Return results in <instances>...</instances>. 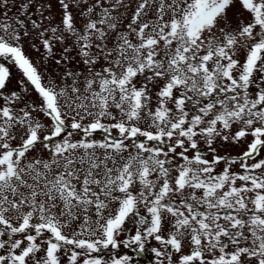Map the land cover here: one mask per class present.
<instances>
[{
  "label": "snow or ice",
  "instance_id": "6c2138e0",
  "mask_svg": "<svg viewBox=\"0 0 264 264\" xmlns=\"http://www.w3.org/2000/svg\"><path fill=\"white\" fill-rule=\"evenodd\" d=\"M57 2L54 23L47 0H0V264H132L96 254L149 241L155 264H264V0ZM25 85L39 104L17 110Z\"/></svg>",
  "mask_w": 264,
  "mask_h": 264
},
{
  "label": "rangeland",
  "instance_id": "374dc122",
  "mask_svg": "<svg viewBox=\"0 0 264 264\" xmlns=\"http://www.w3.org/2000/svg\"><path fill=\"white\" fill-rule=\"evenodd\" d=\"M41 2H45V0H41ZM47 2H50L52 7L50 9V13L53 17H55L54 23L58 22L60 19V8L58 5L57 0H47ZM19 4V0H17V6ZM35 7L36 5H33V11H35ZM86 7V6H85ZM9 8L11 9L9 11V17H12L15 15L16 13V7H13L11 4L9 5ZM4 11V9H0V13H2ZM74 16L76 17V26L79 28L82 24V19L79 17V15L77 14V9L73 8L72 9ZM122 11V9H121ZM238 12L237 8H233L229 11L228 15L230 18H233V23H235L234 20V13ZM49 13L46 12L45 15H48ZM115 14V13H114ZM38 15V13H37ZM247 20V14L245 13V22ZM127 22V20H125V23ZM67 43L69 45L72 44L71 40H68ZM111 43V42H110ZM24 51L26 53V55L33 61L34 64H36L39 67V71L41 72L42 76H43V80L45 84H48L50 81L51 82H55L56 85L58 86H65V83L67 85H71L72 80L71 78H68L66 81H64L62 79V73H63V66L58 67L54 60H52L51 58H49L48 60H42L41 59V54L34 51L31 47H29L28 43H25L24 45ZM60 54V46L57 45V56H59ZM72 56L74 57L73 60L69 61L68 64L70 65V68L74 71H78L83 73L85 66L83 65V63L80 60V57L76 56L75 51H73ZM100 64L105 63L103 60H101L99 62ZM21 73L15 68V67H11V77L7 83V87L6 89L3 90L4 95H10L11 92L13 91H21ZM27 87V92H21V100L17 102L16 104V109L19 110V106L24 105L25 103L31 105V104H39V98L38 95L34 92V90L32 89L31 86L25 85ZM79 86L81 87V89H83V76H81L80 78V84ZM0 104H3V100L0 99ZM34 116H37V118L44 124L48 123V120L46 117L43 116V114H37V113H33ZM69 115H71V113H69ZM70 123V121H68ZM88 121H84V123L86 124ZM143 126V124L141 125ZM237 130V125H233L231 131L235 132ZM77 139L79 137H76ZM96 139H100L101 138V134H96L95 135ZM252 137L249 136L247 137L248 141H251ZM18 143V141H13V144ZM214 147H216L217 149V154L218 155H222V156H239L241 154V152L244 150V147L240 146V145H233L230 143H224L222 141H220L219 139L216 141V143L213 145ZM201 148L203 150L206 151V147L205 145L201 142ZM179 151V150H178ZM40 154V149L39 147L37 148V150L29 153V156H35V155H39ZM189 156L192 155L191 152L188 153ZM43 155L46 157L47 156V152L44 151ZM260 157H264V150L261 151L260 153ZM260 157H257V159H259ZM207 159L211 160L212 158V154L209 153L206 157ZM253 161H249V163H252ZM225 167L224 162L222 161L220 164H218L216 166V173H219L223 170V168ZM232 171H240L239 166L238 165H233L232 167ZM173 175H175V173H173ZM241 182H237V184H240ZM191 190H186V194L188 192H190ZM197 195H199V192H197ZM113 207H115V205H113ZM127 234L121 235L118 239L119 240H124L126 238ZM151 246H154V242L153 241H149V243L146 245V257H140L137 256L135 254V249L134 248H125L123 245H121L120 247L116 248V249H110V250H103L102 253L96 254V255H102L105 259H108L109 257L112 256H118V255H129L132 257V264H155V257L153 254L150 253V251L148 249H150ZM2 251V250H0ZM185 251H187V248H185ZM175 258V257H174ZM167 264V262H166Z\"/></svg>",
  "mask_w": 264,
  "mask_h": 264
},
{
  "label": "water",
  "instance_id": "95a60500",
  "mask_svg": "<svg viewBox=\"0 0 264 264\" xmlns=\"http://www.w3.org/2000/svg\"><path fill=\"white\" fill-rule=\"evenodd\" d=\"M135 253H136L137 255L141 256V257H145V256H146L145 252H144V253H140V252L136 251Z\"/></svg>",
  "mask_w": 264,
  "mask_h": 264
}]
</instances>
